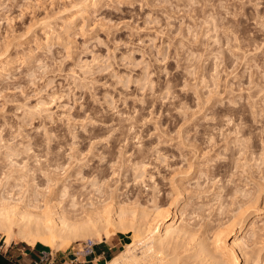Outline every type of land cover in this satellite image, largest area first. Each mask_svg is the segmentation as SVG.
<instances>
[{
  "label": "rangeland",
  "instance_id": "obj_1",
  "mask_svg": "<svg viewBox=\"0 0 264 264\" xmlns=\"http://www.w3.org/2000/svg\"><path fill=\"white\" fill-rule=\"evenodd\" d=\"M8 153L44 175L8 184ZM37 184L64 208L73 192L122 204L136 227L182 212L181 264H225L193 245L259 218L243 264H264V0H0V194Z\"/></svg>",
  "mask_w": 264,
  "mask_h": 264
},
{
  "label": "bare ground",
  "instance_id": "obj_2",
  "mask_svg": "<svg viewBox=\"0 0 264 264\" xmlns=\"http://www.w3.org/2000/svg\"><path fill=\"white\" fill-rule=\"evenodd\" d=\"M140 149L138 153L140 159L145 158V154L142 155L143 150L141 151ZM16 154L8 153L7 155V159L11 165L9 171L6 173L8 184L11 181L22 182L28 179V177H34L41 171L40 170L37 173L38 167L35 168L36 166H34V168L29 167L31 169L27 166H15L14 157ZM17 155L19 156V154ZM142 162H140V164ZM96 171H98V169L96 170L93 168V170L90 169L87 172L78 173V175H82L83 173L82 180H89L93 178V174ZM31 172L34 173V175H32ZM29 173L31 175H29ZM41 173L43 172L41 171ZM104 177L107 176H104V173H101V178L103 179ZM50 180H48V183H50ZM32 181H34V178ZM51 182L53 181L51 180ZM98 184L99 182L94 180L90 183V186L93 188L98 187L95 191L102 193V188L97 186ZM40 186L41 184H37L33 194L29 197L16 196L7 189L0 194V242L2 238L6 246H10L11 242L15 240V236H18L22 243L30 247H35L37 244H41L42 246L51 249L53 252H57L66 250L74 242L91 240L92 242L99 244L103 241L109 240L116 233L132 234L133 243L124 246V250L108 261L107 264H148L146 258L148 256L150 258V255L154 256H152V261H157V258H161L162 264H181L182 257H184L182 256L184 251L182 250L183 253H181L179 252L178 247H176L177 251L174 248V245L176 246V243L179 242L178 239L183 238L184 240V237H188V235L185 234L191 232L188 231V228L184 227V230L183 227H181L185 225L183 224L185 218L183 219L184 215L182 212L171 214L169 210L162 213L158 211L155 217L149 220L145 219V224L142 223L136 227L134 223L136 216L133 214L135 216L134 218V216L132 217V215L128 214L129 212H126L127 208L124 209L125 207L123 208V206H121L122 204H119L118 208L113 209L112 206H110V203H105L106 200L100 199L101 196H99V199L96 201L91 200L84 204L78 197L81 196L82 193L73 192L72 194H69V196L72 197V202L69 203L67 208H64L61 206V203H53V201H45V198H41L46 196L42 195L43 193L41 194L40 190H38ZM85 188L86 187L81 188V191ZM48 191L50 192V190ZM47 193L48 192H46V194ZM62 193L66 194L67 188H64ZM109 195L111 197H116L114 192H110ZM144 213L146 212L144 211ZM144 216L148 217L146 214ZM143 218L144 217L139 218V220ZM246 219L241 218L239 223L237 221L235 225L238 224L239 230L236 233L235 239L232 241L230 240L231 242H228L229 244L226 243V245L224 240L223 244L222 239L220 238H215L211 242L208 241L209 239L205 240L207 241L206 243L203 241L204 238L201 242L199 241L200 243L198 242L199 244L197 243L196 245H193L194 247H192V243L190 244L193 248L191 253H193V256L196 258L203 259L202 261H210L207 259L210 255L214 256V254H216L215 252H224L226 251L225 249L228 248V260L227 262L225 261V264H243V259L246 257V254L243 252L244 245L246 244L244 235H252L259 224V218H254L250 221ZM140 221L142 222V220ZM108 227H111L113 230L109 231ZM137 228L139 229L136 230ZM15 229L17 230L16 232L14 231ZM136 231L140 233L142 231V233L148 235H146L148 239H146L147 241L144 250H142L144 246L142 248L140 247L141 249L136 250V247L140 245V243L138 245V243L135 242V237L137 235L133 232ZM133 235H135V237H133ZM138 235L140 234L138 233ZM183 235L185 236L182 237ZM141 236L137 237L139 238ZM212 252H214V254ZM212 256L210 257L211 260L214 258ZM192 257L190 259H192ZM190 262L191 261H189V263Z\"/></svg>",
  "mask_w": 264,
  "mask_h": 264
},
{
  "label": "crops",
  "instance_id": "obj_3",
  "mask_svg": "<svg viewBox=\"0 0 264 264\" xmlns=\"http://www.w3.org/2000/svg\"><path fill=\"white\" fill-rule=\"evenodd\" d=\"M122 238L112 236L109 240L103 241L104 245L95 248V256L85 258L77 254L76 248L52 252V263L54 264H107L108 261L116 257L115 253L124 245ZM102 242V243H103ZM100 244V243H99ZM26 245V244H25ZM28 246V245H27ZM100 248L97 253L96 249ZM49 252L45 247H20L13 243L9 247L0 243V264H33L41 258L42 252ZM115 255L113 258L109 259ZM95 258V259H94Z\"/></svg>",
  "mask_w": 264,
  "mask_h": 264
},
{
  "label": "built area",
  "instance_id": "obj_4",
  "mask_svg": "<svg viewBox=\"0 0 264 264\" xmlns=\"http://www.w3.org/2000/svg\"><path fill=\"white\" fill-rule=\"evenodd\" d=\"M100 244L94 243L91 240L77 243L75 248L77 254L85 258L95 256V248ZM95 259V258H94ZM33 264H54L52 263V251L42 252L41 258L34 261ZM80 264V263H79Z\"/></svg>",
  "mask_w": 264,
  "mask_h": 264
},
{
  "label": "trees",
  "instance_id": "obj_5",
  "mask_svg": "<svg viewBox=\"0 0 264 264\" xmlns=\"http://www.w3.org/2000/svg\"><path fill=\"white\" fill-rule=\"evenodd\" d=\"M38 246H41V247H43L41 244H39ZM46 249H47V247H45ZM111 258H113V257H110L109 259H111Z\"/></svg>",
  "mask_w": 264,
  "mask_h": 264
}]
</instances>
